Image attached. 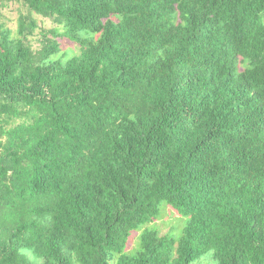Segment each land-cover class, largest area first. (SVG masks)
<instances>
[{
    "label": "trees",
    "instance_id": "trees-1",
    "mask_svg": "<svg viewBox=\"0 0 264 264\" xmlns=\"http://www.w3.org/2000/svg\"><path fill=\"white\" fill-rule=\"evenodd\" d=\"M21 1L15 32L0 4V264H264V0Z\"/></svg>",
    "mask_w": 264,
    "mask_h": 264
},
{
    "label": "rangeland",
    "instance_id": "rangeland-1",
    "mask_svg": "<svg viewBox=\"0 0 264 264\" xmlns=\"http://www.w3.org/2000/svg\"><path fill=\"white\" fill-rule=\"evenodd\" d=\"M1 4V20L6 24L7 27L12 29L13 32L16 30L17 26V17L20 12H27L26 7L23 5L21 0H0ZM38 25L44 30H50L56 27L48 19H43L41 17H37ZM40 30V29H39ZM39 30L36 31L35 36H33L32 43L33 48H38L37 39H39ZM61 31V30H60ZM79 53V47L68 40H62V46L59 53V57L63 59H68ZM182 220L178 216V214L169 206L163 209L162 218L154 223V227L159 231L160 234H165L169 230H173L178 227L181 228ZM141 232V231H140ZM140 232H133L129 239V243L126 251L131 254L139 251V237Z\"/></svg>",
    "mask_w": 264,
    "mask_h": 264
}]
</instances>
